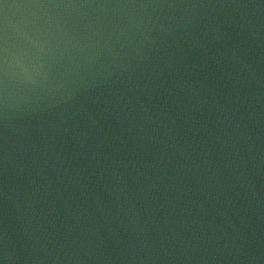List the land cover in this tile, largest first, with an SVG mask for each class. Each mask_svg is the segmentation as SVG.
Wrapping results in <instances>:
<instances>
[{
	"label": "water",
	"instance_id": "obj_1",
	"mask_svg": "<svg viewBox=\"0 0 264 264\" xmlns=\"http://www.w3.org/2000/svg\"><path fill=\"white\" fill-rule=\"evenodd\" d=\"M0 264H264V0H0Z\"/></svg>",
	"mask_w": 264,
	"mask_h": 264
}]
</instances>
